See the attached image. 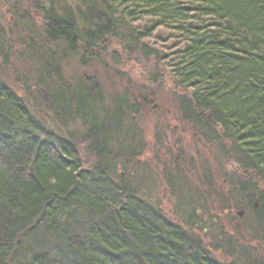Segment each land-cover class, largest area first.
Masks as SVG:
<instances>
[{
	"label": "trees",
	"instance_id": "16d2710c",
	"mask_svg": "<svg viewBox=\"0 0 264 264\" xmlns=\"http://www.w3.org/2000/svg\"><path fill=\"white\" fill-rule=\"evenodd\" d=\"M31 1L33 11L12 2L9 39L0 30L10 73L0 79V264H264V251L208 221L196 204L205 196L184 193L178 170L164 169L179 219L166 218L146 191L136 161L146 144L127 119L152 93L131 83L111 95L90 69L107 66L113 40L163 63L194 139L235 166L221 177L224 204L248 213L249 234L264 243V0ZM226 247L221 260L214 251Z\"/></svg>",
	"mask_w": 264,
	"mask_h": 264
},
{
	"label": "rangeland",
	"instance_id": "374dc122",
	"mask_svg": "<svg viewBox=\"0 0 264 264\" xmlns=\"http://www.w3.org/2000/svg\"><path fill=\"white\" fill-rule=\"evenodd\" d=\"M13 1L9 0L2 3L0 0V30L6 33L7 39L11 37L10 31L15 28V22L17 21L10 11ZM61 1L65 9L72 6L70 0ZM27 2L30 5L27 9L33 11L35 6L32 1L27 0ZM111 42L107 45L108 54H105L106 64L110 70L105 72L102 70L101 73L103 72V74L100 76L108 93L114 95L127 87L131 89V83L137 90H140L143 85L148 86L149 91L152 93L149 97V104L135 119L138 126L136 134L146 144L145 150L136 161L139 167L143 169L141 175L143 180L144 178L149 180L150 184L146 191L151 192V198L153 197L155 203L159 204L168 220L178 221V198L175 197L176 192L167 183L171 175H165L164 169L172 174V177H177L179 172L181 174L178 176L183 178L188 186H191L189 187L190 190L185 189L184 193L193 196L198 193L200 196H205L203 200L198 198L196 204L200 206L201 210L205 207V211L208 214L210 213L208 221L211 222L213 218L217 219V226L220 227L218 230L220 229L229 237L231 236L230 241L232 243L247 246L252 253L264 251V243L258 242L255 238L252 239L249 234V214H245L244 210L236 208L227 209L229 206L224 204L226 185L222 180V174L233 171L235 166L225 164L219 156L216 157L217 154L214 153L213 155L210 147L203 141H196L194 132L181 120L175 101V95L178 91L176 92L170 70L159 61L154 59L145 60L138 54L123 50L116 41ZM165 45L166 47L156 46L165 54H169L172 43L169 42ZM12 47L14 51L19 50L16 43ZM17 62L19 63V60H15L14 66ZM70 69L75 74L82 71L86 72L73 62L70 63ZM4 74L9 75L10 73L7 72L3 59L0 58V79L8 80ZM157 76L159 77L158 81H156ZM196 142H199V144L197 145ZM192 159L194 162H192ZM175 170H178V172ZM119 173L123 175L122 171ZM210 175L215 177L213 183L217 185V191L210 190L211 187L208 188ZM240 212H242L241 216L239 215ZM195 231L204 239V244L212 242V236L214 235L209 236L197 230ZM246 242H251V246L246 245ZM227 252L228 247H226V250L224 248V250L217 253L214 251L215 255L221 260H226L225 254ZM262 254L264 256V252Z\"/></svg>",
	"mask_w": 264,
	"mask_h": 264
},
{
	"label": "bare ground",
	"instance_id": "6f19581e",
	"mask_svg": "<svg viewBox=\"0 0 264 264\" xmlns=\"http://www.w3.org/2000/svg\"><path fill=\"white\" fill-rule=\"evenodd\" d=\"M153 37V35L150 37V38H152ZM178 39V38H177ZM152 43L154 44V45H159L158 43H156V41H154V40H152ZM160 46V45H159ZM164 47L166 46V45H163ZM157 47V46H156ZM158 48V47H157ZM158 49H160V48H158ZM161 50V49H160ZM114 60H115V58H113ZM117 63V62H116ZM93 65H96V66H92V68H93V70L94 71H91V75H93V76H95V77H93V78H95V80H98L99 81V79H100V76H101V74H103V72H105V71H107V70H110L107 66H98L96 63H93ZM54 66V65H53ZM107 67V68H106ZM104 68H106L105 70H104ZM103 70V72L101 73V71ZM159 77L157 76V78H156V81H158L159 79H158ZM103 81V80H102ZM102 86H103V89H105V90H107L106 89V86H105V84H102ZM142 88H144V89H147L148 91H149V89H148V86H145V85H143L142 86ZM150 92V91H149ZM118 94V93H117ZM116 94V95H117ZM175 97H177L176 95H175ZM148 99H150L149 97H148ZM175 100H176V98H175ZM150 101V100H149ZM148 104H145V106H147ZM144 106V107H145ZM204 111H207L208 112V110H204ZM139 113H141V110H139ZM137 116V114H135V117ZM134 117V116H133ZM132 116H129V117H127V119H131V120H135L134 118H133ZM110 124V123H109ZM123 135H127V134H130V132L133 130V128H130V126L128 125V126H125L123 129ZM119 131V130H118Z\"/></svg>",
	"mask_w": 264,
	"mask_h": 264
},
{
	"label": "water",
	"instance_id": "95a60500",
	"mask_svg": "<svg viewBox=\"0 0 264 264\" xmlns=\"http://www.w3.org/2000/svg\"><path fill=\"white\" fill-rule=\"evenodd\" d=\"M239 215L241 216L242 215V212H240Z\"/></svg>",
	"mask_w": 264,
	"mask_h": 264
}]
</instances>
